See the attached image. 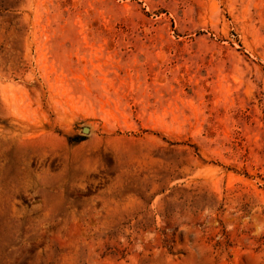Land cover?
<instances>
[{
	"label": "rangeland",
	"instance_id": "1",
	"mask_svg": "<svg viewBox=\"0 0 264 264\" xmlns=\"http://www.w3.org/2000/svg\"><path fill=\"white\" fill-rule=\"evenodd\" d=\"M0 264H264V0H0Z\"/></svg>",
	"mask_w": 264,
	"mask_h": 264
},
{
	"label": "water",
	"instance_id": "2",
	"mask_svg": "<svg viewBox=\"0 0 264 264\" xmlns=\"http://www.w3.org/2000/svg\"><path fill=\"white\" fill-rule=\"evenodd\" d=\"M89 130H88V128H83V130H82V132L85 134V133H87Z\"/></svg>",
	"mask_w": 264,
	"mask_h": 264
}]
</instances>
